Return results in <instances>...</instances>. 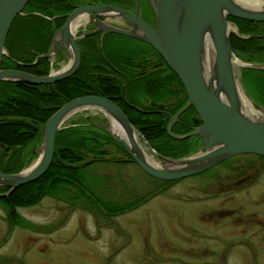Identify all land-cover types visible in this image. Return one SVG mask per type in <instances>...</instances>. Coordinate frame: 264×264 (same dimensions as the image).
<instances>
[{
	"label": "rangeland",
	"instance_id": "obj_1",
	"mask_svg": "<svg viewBox=\"0 0 264 264\" xmlns=\"http://www.w3.org/2000/svg\"><path fill=\"white\" fill-rule=\"evenodd\" d=\"M68 60L69 54L64 55L54 68L65 66ZM234 67L243 88L242 66ZM96 112L94 108L77 111L63 126L81 114ZM97 115L92 117L102 116ZM141 141L147 153L156 158L148 143ZM35 150L31 146L24 152L28 161L23 167L36 160ZM4 153L0 146V156ZM126 156L111 151L106 161L100 159L85 167L108 183L103 198L126 199L161 188L163 191L113 215L95 214L99 210L90 209L81 200L72 205L71 201L44 196L35 204L15 207L19 217L13 219L10 207L0 200V264H264V173L257 181L234 184V179L244 173L240 167L249 162L264 164V157L243 153L163 184L134 162L112 161ZM229 209L235 213H227ZM254 213L263 220L260 240L239 233L242 225L257 227V222L233 221ZM239 240L250 242L252 248ZM222 253L226 254L225 261L216 262Z\"/></svg>",
	"mask_w": 264,
	"mask_h": 264
},
{
	"label": "water",
	"instance_id": "obj_2",
	"mask_svg": "<svg viewBox=\"0 0 264 264\" xmlns=\"http://www.w3.org/2000/svg\"><path fill=\"white\" fill-rule=\"evenodd\" d=\"M154 9L155 25L140 15L139 0L135 11L108 2L79 4L66 15L51 38L48 51L37 54L52 57L60 47L67 50L69 60L59 69L39 75L17 68L0 66V80L23 81L34 84L49 83L70 76L80 64V50L76 42L77 19H90L95 28L86 32L110 31L147 41L166 60V64L179 77L186 90L187 103L173 115L172 120L188 105H192L201 119L193 130L175 134V138L198 135L199 149L182 156H166L154 151L152 158L142 146V137L119 104L103 94H83L59 105L46 119L41 139L34 147L38 156L28 167L5 172L0 169V186L8 190L36 179L43 174L52 160L55 136L67 117L73 113L94 108L105 117L103 126L149 175L164 180H176L200 173L214 164L241 153L264 155V106L257 103L239 86L235 64L264 69L263 63L245 62L237 57L230 44L233 30L228 15L252 21L264 20V0H148ZM28 0H0V62L7 54L6 35L13 18L22 12ZM124 17L128 24L119 26L106 22L97 15ZM79 19V20H80ZM78 20V21H79ZM251 34L250 36H255ZM264 35V34H261ZM249 35L243 36L248 37ZM239 60V61H237ZM257 110L251 113L242 93ZM141 136V137H140ZM156 159V160H155Z\"/></svg>",
	"mask_w": 264,
	"mask_h": 264
},
{
	"label": "trees",
	"instance_id": "obj_3",
	"mask_svg": "<svg viewBox=\"0 0 264 264\" xmlns=\"http://www.w3.org/2000/svg\"><path fill=\"white\" fill-rule=\"evenodd\" d=\"M82 2L85 0H28L22 13L17 14L9 26L5 40L8 55L2 56L0 66L39 75L47 74L51 67L50 58L39 55L36 60V56L48 51L55 28L62 25L67 12ZM228 19L235 22L241 34L249 35L243 37L236 33L230 34V44L234 54L244 61L264 64V36H250L253 33L264 32L262 27L264 23L232 15H228ZM114 35L122 36L115 33ZM119 39V37H109L105 41L106 49L110 50L108 54L130 57L131 54L127 52L123 54L124 52L120 50H114L119 44ZM78 44L81 48V61L77 70L70 76L42 84L0 80V146L4 147L5 152L0 156L1 170L14 172L25 165L28 159L23 158L24 152L29 151L31 146L33 149L40 142L46 119L65 101L89 93L103 94L113 100V94L125 92L127 87L124 86L122 77L95 73V62L100 60L102 54L95 33L84 35L79 39ZM114 62L116 63L115 59ZM240 75L247 93L264 106V69L243 66ZM149 79L163 86L161 88L156 85L155 90H149L148 94L152 98L159 101L170 99L172 104L176 98L180 102L175 109L185 104L186 90L174 70L166 66L164 76L156 74L154 80ZM147 85L144 83L145 88ZM133 87L135 88V85L132 89ZM128 97L131 100L136 98V95L131 92L128 93ZM130 109L133 108L124 109L128 118L157 152L167 156H182L196 148L197 145L192 137L173 138L163 127L165 122L161 120L155 124L146 123L134 116L137 112L131 114ZM191 109L193 106L184 109L180 113V118L189 117ZM96 122H105V117L95 118L81 114L79 118L57 130L54 154L46 171L36 179L15 187L8 195L0 196V200L10 207L11 218L19 217L15 207L35 204L44 196L71 201L72 205L75 200H81V203L89 206L90 209L99 210L95 214L113 215L132 209L146 198L163 191L164 188H161L154 193L152 190L144 195H132L126 199L102 197L103 191L108 188V183L99 174L85 171V167L100 159L106 161L105 157L115 150L127 155V158L112 161L124 163L126 160L131 162L134 160L130 158L124 147ZM150 177L163 184L176 181H163ZM6 190L8 186H0V192Z\"/></svg>",
	"mask_w": 264,
	"mask_h": 264
},
{
	"label": "flooded vegetation",
	"instance_id": "obj_4",
	"mask_svg": "<svg viewBox=\"0 0 264 264\" xmlns=\"http://www.w3.org/2000/svg\"><path fill=\"white\" fill-rule=\"evenodd\" d=\"M96 2H108L111 3L113 5L122 7V8H126L129 10H133L135 11L136 9V2L135 0H85V2H82L83 4H88V3H96ZM81 3V4H82ZM139 4H140V15L147 20L150 24L155 25V13H154V9L152 8L151 4L149 3L148 0H139ZM66 17V16H65ZM97 17H99L100 19L112 23V24H116L119 26H126L128 24V21L124 18V17H120V16H112V15H108V14H102V15H97ZM65 19V18H64ZM232 24L236 26L235 22L233 20H231ZM264 23V20L260 21ZM95 24L93 23L92 20L90 19H81L77 25L76 31H75V36H76V42L77 45L79 47L80 50V61H81V48L78 44L79 39H81L82 37L87 36V35H91L94 34L97 36L98 40H99V50L101 54V58L98 62H95L96 64V71L95 73H99V74H108L112 77H122L124 82V86L127 87L124 93H119V94H113V101L116 102L117 104H119V106L124 110L125 107H129V108H133L130 109V113L134 115L135 112H137L134 116H136V118H139V120L141 121H145L146 123H159L161 122V120L165 123H163V127L165 128L166 132L172 136L167 128L169 123H171L172 120V116L176 114V112H178L179 109H181V107H183L186 103L187 100L185 102V104L183 106H180V108L175 109V106L177 104H179L180 101H178V99L174 98V104L171 103V100L168 101H163V100H157L155 98H152L148 93L150 89L155 90L156 85H158V87L163 88L162 85H160L157 81H149L151 78L152 80H154V78H156V74H158L159 76H164L166 73V66H168L166 64V60L163 59V57L161 56V54L158 53V51L156 49H154L149 43H147V41H143L141 39H137L131 36H127L126 34H120V33H116V32H110V31H96V32H92V33H87L88 31L92 30L93 28H95ZM261 27V26H260ZM264 27V26H262ZM56 29V28H55ZM115 34H120L122 36H115ZM255 34V33H253ZM264 34V32L262 33H258L255 36H264L261 35ZM110 38H115V37H119L120 40L122 41H127L126 43H120L117 44L115 46V51L120 50L121 52H124L123 54H125L126 52L131 54L130 57H123V56H114V55H109L108 51H110L109 49H106L105 46V41H107ZM135 43V44H134ZM105 46V47H104ZM64 55H68V52L65 48L60 47L57 52L50 58L51 61V67L49 70L51 69H55L54 67H56V65L58 64L59 61L64 59ZM114 59L116 60V63L114 62ZM80 65V64H79ZM79 67V66H78ZM77 69H75L76 71ZM74 71V72H75ZM73 72V73H74ZM72 73V74H73ZM145 84L147 85V88H145L144 86ZM135 85V88L132 89V86ZM177 88L179 87L178 85H175ZM143 87V88H142ZM134 93V95H136V98H130L128 97V93ZM123 102H125L123 104ZM189 106L192 105H188L187 108ZM191 114L189 117H184V118H180V113L172 120V126H171V131L175 134H183V133H187L193 129H195L202 121L199 117V115L197 114L195 108L193 107V109L190 110ZM125 112V111H124ZM99 112L93 113L94 115H90V116H98ZM141 113V114H140ZM140 114V116H138ZM128 115V114H127ZM166 124V125H165ZM179 130L176 131L175 129ZM140 132V131H139ZM173 137V136H172ZM186 137H192L193 141L195 142L196 148L199 147L200 143V139L198 137V135H188ZM184 137V138H186ZM175 138V137H173ZM179 139V138H176ZM183 139V138H180ZM239 156V155H238ZM254 156L258 157V158H263V157H259L257 155L254 154ZM226 166V165H225ZM236 167V166H235ZM234 167V168H235ZM232 167H230L229 169H231ZM240 169L243 171L244 173L241 174L239 177L236 178V180L234 179V184H238V183H242V182H246V181H250L255 179L256 181L261 178V175L264 173V164H261L259 162H249V163H245L244 167H240ZM254 181V182H256ZM252 182V183H254ZM247 187H243L242 189L246 190ZM230 197V196H229ZM223 211H219V213H221ZM225 212V211H224ZM227 213H235L234 209H229L226 210ZM10 214V213H9ZM240 220H245L246 222H252L253 220L255 222H257L256 224H259L257 227H247L242 225L241 226V231L239 232L240 234H247L249 235V237L251 239H253V236H256V238H258L260 240V236L263 235L262 234V228L260 225L261 222V218H257L256 214H248L245 217H237L234 218L233 221H237L239 222ZM263 221V220H262ZM242 241V245L247 246L249 248V250L252 248V244L250 242H246L243 240H239ZM238 241V242H239ZM165 247H167L166 245L162 248V251H165ZM225 253H222L221 255H219L216 259V262L219 261H225ZM219 258V259H218ZM169 261V259L167 260ZM212 262V261H210ZM194 263V262H192Z\"/></svg>",
	"mask_w": 264,
	"mask_h": 264
},
{
	"label": "bare ground",
	"instance_id": "obj_5",
	"mask_svg": "<svg viewBox=\"0 0 264 264\" xmlns=\"http://www.w3.org/2000/svg\"><path fill=\"white\" fill-rule=\"evenodd\" d=\"M245 1L254 2L255 0H245ZM79 19H80V18H79ZM79 19L76 20V22H75L76 25H78V23H79L78 20H79ZM237 61H239V60H237ZM242 98H243V100H244L245 105L247 106V108H250L249 111H250L251 113H253L254 115L257 114V113H258V110H257L254 106H252V104H250L249 99H248V97L244 94V92L242 93ZM142 146L144 147L143 143H142ZM144 148H145V147H144Z\"/></svg>",
	"mask_w": 264,
	"mask_h": 264
}]
</instances>
